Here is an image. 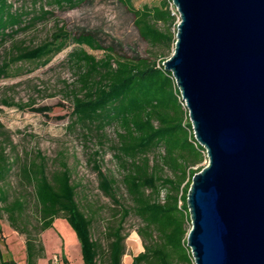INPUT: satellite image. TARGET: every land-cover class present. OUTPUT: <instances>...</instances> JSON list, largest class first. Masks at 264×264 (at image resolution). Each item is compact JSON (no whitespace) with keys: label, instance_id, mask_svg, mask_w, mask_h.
Instances as JSON below:
<instances>
[{"label":"trees","instance_id":"1","mask_svg":"<svg viewBox=\"0 0 264 264\" xmlns=\"http://www.w3.org/2000/svg\"><path fill=\"white\" fill-rule=\"evenodd\" d=\"M33 1L34 6L37 2L40 5L28 10L14 7L11 0H0V48L10 41L0 56V78L47 64L69 39L77 44L78 48L69 53V59L76 63L77 75L75 87L70 90L71 126L85 127V137L93 133L100 145L109 142L118 176L101 169L97 150L89 156L98 188L110 200L104 213L101 205L83 196L64 150L52 158L40 150L25 152L23 157L18 153L11 156L6 146L11 145L13 150L15 146L0 122V133L5 135L0 143V211L6 214L10 227L24 235L25 264H37L45 257L40 234L53 227L59 217L66 220L80 243V264H123L125 222L130 215L140 220L137 233L143 246L130 264H192L186 246V196L193 174L203 167L200 163L205 149L194 138L174 77L162 64L176 39L171 28L177 16L169 8L171 0H163L159 6L145 3L140 7L131 0H117L133 16V24L144 41L170 50L167 56L143 57L117 54L92 34L71 35L57 24L40 43L26 44L16 35L52 17L53 11L45 6L75 8L85 0ZM157 21L164 27L159 28ZM83 45L101 49L104 54L96 58ZM24 63L34 67L23 69ZM0 103L45 110V106L32 107V101L3 98ZM108 126L113 127V137L107 135ZM17 163L20 184L31 189L13 195L7 187V177ZM0 264L17 262L3 258L0 249Z\"/></svg>","mask_w":264,"mask_h":264},{"label":"water","instance_id":"2","mask_svg":"<svg viewBox=\"0 0 264 264\" xmlns=\"http://www.w3.org/2000/svg\"><path fill=\"white\" fill-rule=\"evenodd\" d=\"M163 62L207 163L193 174V264H264V0H171Z\"/></svg>","mask_w":264,"mask_h":264},{"label":"rangeland","instance_id":"3","mask_svg":"<svg viewBox=\"0 0 264 264\" xmlns=\"http://www.w3.org/2000/svg\"><path fill=\"white\" fill-rule=\"evenodd\" d=\"M131 1L136 7H140L145 3L159 6L163 0ZM11 2L14 7L28 10L38 8L40 5L37 2L34 6L33 0H11ZM45 8L51 9L54 15L19 32L16 35L17 39H24L26 44L36 45L49 36L57 24L64 26L71 35L79 32L90 33L103 46H112L117 54L143 57L167 56L170 53V50L152 46L144 41L133 24V16L117 0H85L75 8L59 9L54 6H45ZM169 8L175 10L172 2ZM177 22L176 18V24ZM156 24L159 28L164 27L161 21H157ZM176 24L171 28L173 32H176ZM9 45L10 41H6L0 48V56H3ZM82 47L96 58L104 54L101 49H90L86 45ZM76 48L78 45L69 39L64 48L47 64L34 67L32 63H24L23 69L28 67L34 69L31 72L0 78V100L7 98L17 102L32 101V107L45 106V110L39 112L29 107L19 109L0 103V122L15 146L13 150L6 142V152L11 156L18 153L23 157L25 152L31 154L40 150L48 158H52L59 150H64L74 181L81 183L80 190L83 196L101 205L105 213L110 200L98 188L97 174L93 169V163L88 161L89 156L97 150L101 169L104 171L109 169L116 176L118 172L109 142L100 145L93 133L85 137L84 133L87 131L85 127L71 126L70 90L75 87L77 75L76 63L69 59V53ZM106 132L109 137L114 136L113 127H106ZM4 138L5 135L0 133V143ZM207 160L204 152L200 165L205 166ZM18 165L17 163L13 166L7 177V187L13 195L31 189L20 184ZM120 192L124 193V189L121 188ZM31 221L35 223L32 216ZM139 225L140 220L134 215H130L125 222L127 236L126 250L122 256L123 264H130L132 256L143 250L142 240L137 233ZM186 226L190 228V220ZM95 234L97 236L98 232L96 231ZM40 236L45 248V257L39 259L37 264H51L55 255L70 264L81 261L80 243L64 218L55 219L53 227L41 232ZM0 247L4 257H12L17 264H25L24 235L10 227L7 216L2 211H0Z\"/></svg>","mask_w":264,"mask_h":264},{"label":"built area","instance_id":"4","mask_svg":"<svg viewBox=\"0 0 264 264\" xmlns=\"http://www.w3.org/2000/svg\"><path fill=\"white\" fill-rule=\"evenodd\" d=\"M174 14H176L177 16V21L179 20V17H178V13L175 10L172 11ZM51 264H66L65 261L61 258V257H58V256H53L52 260H51Z\"/></svg>","mask_w":264,"mask_h":264},{"label":"crops","instance_id":"5","mask_svg":"<svg viewBox=\"0 0 264 264\" xmlns=\"http://www.w3.org/2000/svg\"><path fill=\"white\" fill-rule=\"evenodd\" d=\"M0 249H1V247H0ZM1 252H2V250H1ZM2 256H3V253H2ZM3 258H5V259H13L12 257L11 258H6V257H4L3 256ZM41 259V258H40ZM14 260V259H13ZM64 260V259H63ZM15 261V260H14ZM82 261V260H81ZM81 261L79 262V263H77V264H80L81 263Z\"/></svg>","mask_w":264,"mask_h":264}]
</instances>
